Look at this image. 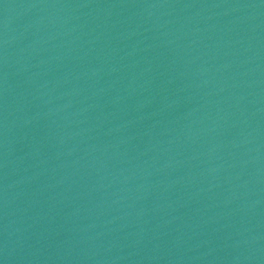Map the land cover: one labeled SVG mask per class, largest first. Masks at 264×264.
<instances>
[{
	"label": "water",
	"instance_id": "obj_1",
	"mask_svg": "<svg viewBox=\"0 0 264 264\" xmlns=\"http://www.w3.org/2000/svg\"><path fill=\"white\" fill-rule=\"evenodd\" d=\"M264 129V0H0V264H129Z\"/></svg>",
	"mask_w": 264,
	"mask_h": 264
}]
</instances>
